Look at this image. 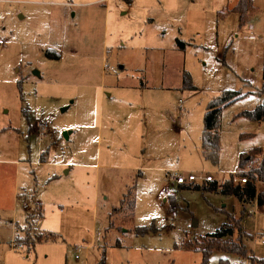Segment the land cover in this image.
<instances>
[{"label": "rangeland", "instance_id": "rangeland-1", "mask_svg": "<svg viewBox=\"0 0 264 264\" xmlns=\"http://www.w3.org/2000/svg\"><path fill=\"white\" fill-rule=\"evenodd\" d=\"M129 1L0 0V159L20 160L0 162V264H201L194 247L229 217L264 259V206L179 188L167 172L220 184L248 173L241 153L264 149V119L241 114L264 100V0H252L253 27L227 13L231 0ZM226 90L242 96L222 107L214 164L201 151L204 115ZM15 207V221L31 215L24 242L58 239L6 257ZM248 258L216 250L209 264Z\"/></svg>", "mask_w": 264, "mask_h": 264}, {"label": "trees", "instance_id": "trees-1", "mask_svg": "<svg viewBox=\"0 0 264 264\" xmlns=\"http://www.w3.org/2000/svg\"><path fill=\"white\" fill-rule=\"evenodd\" d=\"M252 0H239L237 5H235L232 11L239 13V25L240 27L244 26L247 22V13L251 8ZM46 56L52 59H60V55L56 51L47 50ZM187 82H191L190 75L185 73L184 84L185 87H190L191 89L194 86L190 83L187 86ZM242 94L237 90H226L223 92L221 97L212 100L205 112L204 115V129L201 136V148L204 157L207 160L212 161L214 164H218L221 144H220V120H221V111L224 105L229 104L232 100L241 97ZM248 117H251L256 120L264 119V100L259 103L254 110H247L241 113ZM248 165L250 169L248 173L242 172L238 173L239 175L248 176V180L245 183L241 181H236L234 175L231 174V177L223 182L222 185H219L217 181L209 182L206 185L203 184H193L188 186L194 190H210V191H220L224 195H235L245 204L257 203L259 206H264V188L263 190H258V183H264V149L260 147H254L248 152H243L240 154L239 158V167L241 170H244ZM182 185V184H181ZM186 187V186H185ZM136 189V182L130 188ZM124 200V199H123ZM132 206L135 205V200H132ZM42 210V209H41ZM41 215V212H40ZM30 224V223H29ZM153 228L148 227H136L135 230L139 234H145ZM237 240L228 242L225 240L227 237H232L236 235ZM45 233V231L43 232ZM45 237H34L32 236L31 241L24 242L23 237H19L17 242H23L28 251L36 246L37 243L42 241H55L58 239L57 234L53 232H47ZM246 235V232L242 229L240 221L235 220L233 217H229V220L225 222L217 231L209 233L206 236L208 242L204 240L202 242V247H194L193 245L184 244V247L192 248L199 250L202 253L201 264H209L210 254L216 250H225L230 252H235L244 258H248L250 264H264V259H259L254 255H248L250 252L247 250L245 244L243 243V236ZM30 236V235H29ZM31 237V236H30ZM27 239V238H26ZM222 264H229L227 261L222 260ZM244 264V263H242Z\"/></svg>", "mask_w": 264, "mask_h": 264}, {"label": "crops", "instance_id": "crops-1", "mask_svg": "<svg viewBox=\"0 0 264 264\" xmlns=\"http://www.w3.org/2000/svg\"><path fill=\"white\" fill-rule=\"evenodd\" d=\"M131 1V0H130ZM129 1V2H130ZM238 1L239 0H231V2L230 3H228V5L226 6V10H227V13L228 14H230V13H233V14H237L238 15V17H239V13H237V12H234V11H232V9H233V7L235 6V5H237V3H238ZM252 7V6H251ZM251 9V8H250ZM253 10H255L254 8H253ZM252 10V11H253ZM246 24H248V25H250V27H253L254 25L250 22V20L249 21H247L246 22ZM102 98H104L103 96H102ZM34 129H35V127H34ZM201 151H202V148H201ZM0 162H5L6 164H1V165H7V163H9L10 165H13V163H14V165H16V164H18V163H20V160H17V159H6L5 161L4 160H2V159H0ZM157 168H159V170H167V169H164V167H157ZM162 168V169H161ZM142 169V168H141ZM141 169H139V166H137V165H135L134 167H131V171H134L133 173H135L138 177H140V176H142L143 175V172H142V170ZM169 170L170 169H168V177L169 178H171L170 177V172H169ZM234 175V174H233ZM171 180L172 181H174L172 178H171ZM174 182H176V181H174ZM224 182V181H223ZM223 182H221L219 185H222L223 184ZM5 183V180H4V178H0V186L1 185H3ZM177 183V182H176ZM193 184H196V183H192V184H187V185H180V184H178L177 183V185L179 186V188H185V186H186V188H189L188 186H191V185H193ZM204 184H207V183H204ZM201 185V184H200ZM137 188V187H136ZM129 190H130V188H129ZM130 191H128V193H129ZM15 195H16V197H15V202H18L20 199H22V202H23V206H24V208H27V207H25V205H24V201L28 204V202L25 200L26 199V197L24 196L25 194H23V193H19V192H16L15 193ZM19 199V200H18ZM17 200V201H16ZM121 201H123V199H121ZM36 210L38 209V208H40V210L42 209V204L38 201H36ZM17 214H18V211L16 210V207L14 208V211H13V219H12V232H13V238H15V241L16 240H18V238L19 237H22V235H23V229L31 222V219H30V216L31 215H28L27 217H26V221L24 222V224H22V223H19V221L16 219V221H15V218H17ZM40 215V214H39ZM41 216V215H40ZM40 229V228H39ZM40 230H44V229H40ZM45 231V230H44ZM48 232V231H47ZM50 232V231H49ZM43 242V241H42ZM42 242H40V243H42ZM44 242H48V241H44ZM13 243V242H12ZM12 243H10V247L8 248V249H5V256L7 257L8 256V254L9 253H11V252H14V253H16L15 251V249L14 248H12ZM21 243H23V242H21ZM24 244V243H23ZM38 244V243H37ZM36 244V245H37ZM25 245V244H24ZM26 246V245H25ZM19 250H23V249H19ZM28 250V249H27ZM201 256H202V253H201ZM201 261H202V257H201Z\"/></svg>", "mask_w": 264, "mask_h": 264}, {"label": "built area", "instance_id": "built-area-1", "mask_svg": "<svg viewBox=\"0 0 264 264\" xmlns=\"http://www.w3.org/2000/svg\"><path fill=\"white\" fill-rule=\"evenodd\" d=\"M50 123H51L50 120L47 119L41 124V126L42 128L47 129L49 128ZM170 177L180 185L181 184L183 185L192 184L197 181H201L202 183H209V182L216 181L212 174H208L207 172H204V171L179 172L177 170H174V171H170ZM234 179L236 181H241L242 183H245L248 180V176L246 175L235 176L234 175ZM24 205L25 207L28 206V204L25 201H24ZM262 243L264 244V239L262 240ZM24 247L25 245L21 242L14 241L12 244V248L14 249H23Z\"/></svg>", "mask_w": 264, "mask_h": 264}]
</instances>
